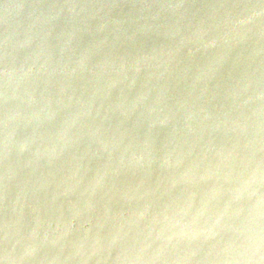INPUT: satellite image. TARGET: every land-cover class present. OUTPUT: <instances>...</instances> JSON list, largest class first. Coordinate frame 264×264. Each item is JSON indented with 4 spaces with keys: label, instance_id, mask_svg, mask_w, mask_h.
Masks as SVG:
<instances>
[{
    "label": "water",
    "instance_id": "obj_1",
    "mask_svg": "<svg viewBox=\"0 0 264 264\" xmlns=\"http://www.w3.org/2000/svg\"><path fill=\"white\" fill-rule=\"evenodd\" d=\"M0 264H264V0H0Z\"/></svg>",
    "mask_w": 264,
    "mask_h": 264
}]
</instances>
